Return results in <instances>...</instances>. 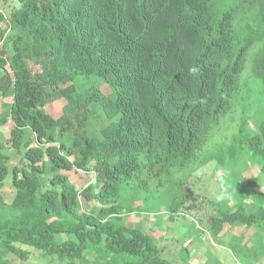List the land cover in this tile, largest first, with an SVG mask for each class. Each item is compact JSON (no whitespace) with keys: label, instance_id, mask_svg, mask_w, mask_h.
Here are the masks:
<instances>
[{"label":"trees","instance_id":"16d2710c","mask_svg":"<svg viewBox=\"0 0 264 264\" xmlns=\"http://www.w3.org/2000/svg\"><path fill=\"white\" fill-rule=\"evenodd\" d=\"M16 2L8 17L0 9V95L10 96L0 124L11 121L5 142L19 155L0 143V264L30 251L49 264H171L125 220L137 208L124 206L126 192L146 204L155 188L171 218L194 217L175 174L211 160L235 172L245 154L264 186V111H250L257 100L264 108V0ZM78 75L95 80L77 86ZM56 100L54 117L44 107ZM239 101L245 114L230 139L204 151ZM72 170L93 178L78 188ZM237 191L251 198L248 211L218 201L206 226L196 216L210 238L224 223L264 225V190Z\"/></svg>","mask_w":264,"mask_h":264},{"label":"rangeland","instance_id":"374dc122","mask_svg":"<svg viewBox=\"0 0 264 264\" xmlns=\"http://www.w3.org/2000/svg\"><path fill=\"white\" fill-rule=\"evenodd\" d=\"M16 6V0H0V9L6 17H8L11 9ZM5 48L9 50L8 41L5 43ZM249 65L250 62L248 61L242 74V80L247 74H250ZM94 80L95 77L93 76L78 75L74 82L77 86H85ZM100 90L104 94L110 93V88L105 83L101 85ZM251 99L247 102L249 103ZM9 101L10 96L0 95V112L4 115H7L6 105ZM257 103L258 105L253 103L250 111L254 117L260 118L263 115L262 109L264 111L263 101L257 100ZM44 108L52 116L57 117L62 113V101H52ZM258 108H261V110ZM243 111L241 101H239L236 103L233 112L221 118L220 123L214 128L211 137L204 146V151L212 149L222 140L230 139L237 123L244 117L245 113ZM249 123L252 124V122ZM11 125L10 120L5 124H0V143L3 144L2 151L9 153L11 160L16 162L19 155L5 142ZM225 168L219 167L216 160H211L193 169H190L189 166L175 174L177 184H173L178 189L174 188L179 195L181 192L184 193L182 198L187 200L186 204L195 214H193L194 217L178 211L174 218H171L169 211L166 209V198L158 200L157 196L160 195L161 191H155L154 188L151 191L152 194H149L146 204H143L142 196H138L136 200L130 197V192H126L122 196L124 206H130L131 203V205L137 207L133 211H127L128 208L126 209L125 220L129 225L135 224L145 232L153 243L159 247L160 256L171 264H264V225L261 224L255 228V226L248 227L246 224L238 222L233 225L224 223L221 231H219V237L216 239L210 238L205 229L210 216L215 212V206L212 202H218L214 199V196L221 184L229 186L231 198L219 202L228 205L230 210L234 209V206L240 204L241 201L243 202V209L249 210L248 204L251 202V198L246 195L244 198L242 195L245 193L237 191V187L242 183L248 187L250 185L264 190L263 181L258 176L259 169L257 165H252L246 154L237 159L235 172L233 171L234 167L232 170L229 167L228 170L227 168L225 170ZM67 174L78 188H81L93 178L91 174L80 170H72ZM2 192L5 200L10 201L14 193L10 170L3 180ZM251 211L257 212L258 208L254 206ZM201 214L205 220V226L200 225L196 217ZM218 216L220 217L221 214H218ZM7 257L14 260L13 264H49L48 259L37 251H30L25 261H21L11 254H7ZM90 257L94 258V255H90ZM50 264H57V260L52 259Z\"/></svg>","mask_w":264,"mask_h":264},{"label":"clouds","instance_id":"9594fccd","mask_svg":"<svg viewBox=\"0 0 264 264\" xmlns=\"http://www.w3.org/2000/svg\"><path fill=\"white\" fill-rule=\"evenodd\" d=\"M231 198V192L229 190V186L221 184L219 186V190L217 191V193L214 196V199L216 201H224V200H228Z\"/></svg>","mask_w":264,"mask_h":264},{"label":"built area","instance_id":"2783aa9c","mask_svg":"<svg viewBox=\"0 0 264 264\" xmlns=\"http://www.w3.org/2000/svg\"><path fill=\"white\" fill-rule=\"evenodd\" d=\"M237 264H239V263H237Z\"/></svg>","mask_w":264,"mask_h":264}]
</instances>
